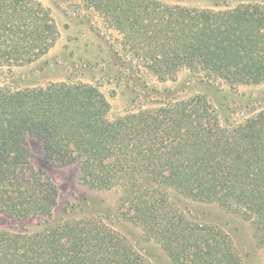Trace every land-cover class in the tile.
I'll list each match as a JSON object with an SVG mask.
<instances>
[{
    "label": "trees",
    "instance_id": "16d2710c",
    "mask_svg": "<svg viewBox=\"0 0 264 264\" xmlns=\"http://www.w3.org/2000/svg\"><path fill=\"white\" fill-rule=\"evenodd\" d=\"M72 3L99 17L111 32L112 58L138 79L145 70L159 83L173 82L186 71L192 82L230 90L264 84V3L225 10L156 0ZM57 38L38 0H0V70L37 61ZM149 106L109 120L105 96L88 83L0 86V206L52 224L34 237L0 232V264H147L100 220L49 221L56 190L28 160L33 140L49 160L78 163L88 187L122 188L131 220L172 264L240 261L221 232L189 222L170 205L168 191L249 221L264 251V109L221 123L203 95L178 98L170 90Z\"/></svg>",
    "mask_w": 264,
    "mask_h": 264
},
{
    "label": "rangeland",
    "instance_id": "374dc122",
    "mask_svg": "<svg viewBox=\"0 0 264 264\" xmlns=\"http://www.w3.org/2000/svg\"><path fill=\"white\" fill-rule=\"evenodd\" d=\"M38 1L49 10L57 26V41L37 61L0 70L1 87L22 90L45 87L51 83H88L97 86L105 96L109 104L106 114L109 120L136 113L138 109L150 108L148 105L152 99L164 90H170L178 98L203 95L217 112L221 123L226 120L240 122L264 109V84L230 90L227 86L192 82L186 71L180 72L173 82L159 83L145 70L138 79L129 72V67L120 65L112 58L109 51L111 32L104 29L94 12L77 8L72 0ZM156 1L166 5L213 10L231 9L248 2L264 3V0ZM143 83L147 88L154 87L158 95L142 90ZM30 142L31 156L28 160L31 166L42 173V179L48 180L56 190L49 221L100 220L122 237L147 264H172L160 245L149 240L143 229L131 220L133 213L129 211V201L124 199L122 188L92 189L84 184L78 163L60 165L46 158L38 140ZM167 199L189 222L221 232L240 264H264V251L256 245L254 228L249 221L217 204L195 201L172 191H168ZM46 218L34 217L33 213L19 217L8 214L6 208L0 206V232L8 236L34 237L45 226H52L45 222Z\"/></svg>",
    "mask_w": 264,
    "mask_h": 264
}]
</instances>
